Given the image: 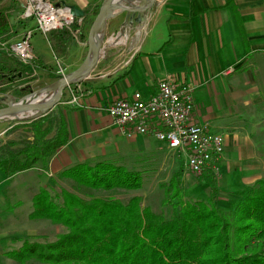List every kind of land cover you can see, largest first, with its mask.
<instances>
[{"label": "crops", "instance_id": "0c3cea01", "mask_svg": "<svg viewBox=\"0 0 264 264\" xmlns=\"http://www.w3.org/2000/svg\"><path fill=\"white\" fill-rule=\"evenodd\" d=\"M55 1L75 4L89 18L94 17L93 9L100 7L103 0ZM116 1L132 4L137 0ZM17 6L18 0L14 7L7 0H0V10L11 12ZM30 24L31 21L22 23L24 27ZM87 25L82 28L84 38L79 28L69 25L63 34L57 30L49 35L41 32L51 47L55 65L62 61L60 65L65 71L79 65L87 49ZM101 35L99 57L79 80L82 95L77 103H67L65 109L67 142L50 157L46 167L36 163L6 174L11 179L18 174L22 180L25 178L24 187L31 199L40 187H52L56 183L54 175L67 165L88 162L112 151L114 132L125 134L106 111L107 105L113 99L132 96L136 90L150 94L162 78L189 84L194 102L191 120L207 123L210 130L223 134L219 175L215 178L206 169L200 173L201 179L211 181L212 186L216 180L219 190L230 193L261 177L264 172V0H157L144 12L143 19L136 11H121L107 19ZM31 47L37 65L31 66L32 79L18 86H32L37 81L47 86L56 80L52 79L55 74L48 73V69L54 71L55 65L50 64L38 46L31 44ZM20 73L16 80L27 77ZM6 83L10 82L1 79L0 87ZM131 136L135 138L130 153H134L132 148L144 153L152 146V133ZM155 147L164 150V156L174 150L166 144ZM227 177L235 180L238 177L241 184H221Z\"/></svg>", "mask_w": 264, "mask_h": 264}, {"label": "trees", "instance_id": "16d2710c", "mask_svg": "<svg viewBox=\"0 0 264 264\" xmlns=\"http://www.w3.org/2000/svg\"><path fill=\"white\" fill-rule=\"evenodd\" d=\"M8 14L0 10V31L9 26ZM88 20L84 14L77 26V21L68 25L79 28L80 36L85 37L82 28ZM65 26L58 28V33L63 34ZM0 49L15 58L8 45ZM32 65H37L35 58ZM18 71L31 79V66L23 70L0 59V79L11 82ZM48 73L56 74L49 69ZM60 103L23 121L19 137L0 139V169L5 174L36 163L46 167L67 142L68 105ZM59 174L92 188L135 189L142 184L139 170L107 160L76 162ZM178 176L179 171L171 175L167 187L171 194L161 202L162 206L171 205L168 216L143 204L140 194L124 200L42 186L32 196L29 216L47 218L67 230L52 240H25L7 254L17 260L36 258L52 264H264V176L230 191L228 208L218 204L216 186L206 198L184 199Z\"/></svg>", "mask_w": 264, "mask_h": 264}, {"label": "rangeland", "instance_id": "374dc122", "mask_svg": "<svg viewBox=\"0 0 264 264\" xmlns=\"http://www.w3.org/2000/svg\"><path fill=\"white\" fill-rule=\"evenodd\" d=\"M7 1L8 4L13 5V7L17 3V0ZM92 18V16L88 18L89 20L87 24L90 25ZM89 25H87V30ZM22 28H24V26L20 22L12 25L9 24V26L4 31H0V46L5 47L6 45H9L18 36V33L22 30ZM52 31H50V33ZM50 33L48 32V35ZM85 33H87V31ZM30 41L31 44H35L44 52V55L48 58L50 64L55 65L54 55L50 45L48 44V40L43 36V34H41L40 31H35L31 36ZM0 51V55H3V57L1 56L2 58L0 57V59L4 61L7 60V63L13 67H21L24 70L26 65L22 64L19 59L16 57L11 58L6 56L4 50L0 49ZM59 62L62 64V61ZM58 68L59 66L55 65L53 70L55 71ZM62 68L64 73L70 71H65L63 66ZM55 75L56 77L52 79H58L62 76L60 72L56 73ZM32 76L33 74H31V79ZM16 78L17 75H14V79L10 83L2 85L5 90L2 94H0V106L4 104L3 100L5 99V93L10 94L14 98H18L19 96L30 92L33 89H37L44 84L43 81H37L32 86L24 84L19 87L18 85L21 82L31 79H28V76L23 80H16ZM3 80L4 79H2V81ZM52 93L53 91L38 92L34 94L32 98H47L50 97ZM29 113L30 112L27 110L23 111L22 114L8 113L1 115L0 139L4 140L10 137H17L19 133H21V130L18 129L20 132L17 131L10 134L11 131L16 127L19 128V125H21L23 121L29 120L31 116L39 112H34L35 114ZM247 128L249 129V127ZM134 138L135 136L127 137L122 135L120 132L115 131L114 145L112 147L113 149H111L112 151H109L104 155L93 157L92 159H89L90 161L88 162L94 163L99 160H107L122 164L127 169L139 170L142 175V184L140 187L135 189L121 187L109 189L86 187L85 185L77 183L74 179L61 176L58 173L53 177V180H55L56 183L53 184L51 190L59 191L61 187H64L74 190L85 196L88 194L116 196L124 200L132 194H140L142 196L143 204H148L155 210H163L167 216L171 212V205L167 204L162 206L161 202L164 198L166 199L168 195L171 194V190L168 192L167 187L169 186V179L175 171H179L178 180L181 185L180 195L184 199H193L195 197L206 198L208 195H210V193L213 194L211 192V181L207 180L206 178L201 179L202 174L191 171L187 167L184 154H180L173 150L169 151L171 155L164 156V150H159L155 146L163 147L165 144L155 136L150 137V145L152 146L149 147L146 152L141 153L142 151L132 148V152L134 153H130L129 149L131 144H133ZM211 174L215 178L219 175V165L217 170H211ZM261 174V176H264L263 171ZM19 175L20 174L11 179L8 178L6 174L0 169V264H52L50 262L41 261L36 258L17 260L7 254L10 249L18 248L25 240H52L59 233L67 230L65 225L53 222L47 218H32L29 216V213L33 208L32 199L31 195L24 187L26 186L25 178L22 180V177ZM205 175L208 176L210 173ZM26 176H28V174H26ZM234 176H238V174ZM232 178H225L221 184H225L227 186H237L241 184L240 179L237 180L238 177H236V180ZM227 181L229 183H227ZM213 184L216 186L218 204L225 208L230 207L229 199L231 200L232 194L224 190H219L216 180Z\"/></svg>", "mask_w": 264, "mask_h": 264}, {"label": "built area", "instance_id": "2783aa9c", "mask_svg": "<svg viewBox=\"0 0 264 264\" xmlns=\"http://www.w3.org/2000/svg\"><path fill=\"white\" fill-rule=\"evenodd\" d=\"M8 21L11 25L31 21L8 48L21 63L32 66L30 38L34 31L46 34L74 21L81 23L82 16L73 15L68 6L55 0H18ZM58 65L56 73L64 75ZM81 95L79 81H75L65 88L61 102L77 103ZM193 106L189 84L162 78L154 92L144 95L136 90L130 97L113 99L106 111L125 135L152 133L169 148L184 154L187 167L194 173L217 170L224 150L223 134L210 130L207 123L192 121Z\"/></svg>", "mask_w": 264, "mask_h": 264}, {"label": "water", "instance_id": "95a60500", "mask_svg": "<svg viewBox=\"0 0 264 264\" xmlns=\"http://www.w3.org/2000/svg\"><path fill=\"white\" fill-rule=\"evenodd\" d=\"M157 0H137L136 3L124 4L116 0H103L97 13L94 15L88 30H87V49L83 60L74 69L66 72L64 75L53 81L47 86H42L33 89L18 98L12 97L5 93L4 104L0 106V116L8 113H13L18 110L39 112L30 118L39 114L45 113L52 109L57 103L62 101L65 88L75 82L81 80L92 69L97 61L100 52V44L102 38V30L107 19L113 17L121 11L138 12L140 18H144V12L148 10ZM64 4V3H62ZM69 7L70 12L75 16H83L84 11L75 4H65ZM52 95L47 99L35 98L32 96L38 92H52ZM31 113V114H32Z\"/></svg>", "mask_w": 264, "mask_h": 264}, {"label": "bare ground", "instance_id": "6f19581e", "mask_svg": "<svg viewBox=\"0 0 264 264\" xmlns=\"http://www.w3.org/2000/svg\"><path fill=\"white\" fill-rule=\"evenodd\" d=\"M48 98V97H47ZM46 97H44V98H40V99H47ZM27 111V110H26ZM30 113L29 114H31L32 113V111L30 110L29 111ZM14 113H16V114H22L23 113V110H18V111H16V112H13V114ZM12 116V115H11ZM14 116V115H13ZM10 117V116H9Z\"/></svg>", "mask_w": 264, "mask_h": 264}]
</instances>
